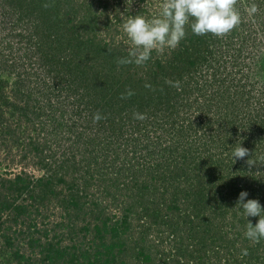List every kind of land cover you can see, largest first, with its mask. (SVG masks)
<instances>
[{
  "label": "rangeland",
  "instance_id": "1",
  "mask_svg": "<svg viewBox=\"0 0 264 264\" xmlns=\"http://www.w3.org/2000/svg\"><path fill=\"white\" fill-rule=\"evenodd\" d=\"M161 2L0 0V264H264V0L137 64Z\"/></svg>",
  "mask_w": 264,
  "mask_h": 264
},
{
  "label": "clouds",
  "instance_id": "2",
  "mask_svg": "<svg viewBox=\"0 0 264 264\" xmlns=\"http://www.w3.org/2000/svg\"><path fill=\"white\" fill-rule=\"evenodd\" d=\"M239 21L235 0H162L157 14L151 17L130 14L123 20L122 28L132 45L129 58L141 64L149 59L154 49L163 51L166 47H176L188 29L197 35H222ZM134 115L140 119L144 116L142 113ZM250 154L241 142L233 149L234 161L250 157ZM248 197V191L242 189L233 207L246 218H257L255 223L247 219L245 235L253 240L264 238V205L258 199Z\"/></svg>",
  "mask_w": 264,
  "mask_h": 264
},
{
  "label": "trees",
  "instance_id": "3",
  "mask_svg": "<svg viewBox=\"0 0 264 264\" xmlns=\"http://www.w3.org/2000/svg\"><path fill=\"white\" fill-rule=\"evenodd\" d=\"M15 178H16V179H14L13 181H8V183L10 184V187H16V188H18L19 185H17V184H20V181L23 182V179H22L21 177H19V176H16ZM39 182H40V181H39ZM47 187H49V186H47ZM25 189H28V187H26ZM104 226H105V225H104ZM103 233H104V234L107 233V230H105ZM49 251H50V252H49V254H48V257H51V255H52L53 253L56 254V253L58 252V250H57L56 248H54V247H51Z\"/></svg>",
  "mask_w": 264,
  "mask_h": 264
}]
</instances>
